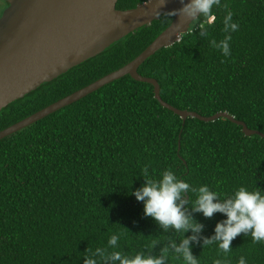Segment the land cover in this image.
<instances>
[{
    "label": "trees",
    "instance_id": "16d2710c",
    "mask_svg": "<svg viewBox=\"0 0 264 264\" xmlns=\"http://www.w3.org/2000/svg\"><path fill=\"white\" fill-rule=\"evenodd\" d=\"M143 1L118 0L116 8ZM223 4L239 25L231 33L230 56L210 46V40L225 36L226 9L214 8L217 18L205 35L191 25L138 72L155 78L161 98L176 108L204 116L227 112L264 133V0ZM165 14L2 108L0 130L134 59L170 24L172 16ZM203 22L200 17L197 25ZM145 165L156 175L171 168L193 187L208 184L222 195L240 186L264 192V137L246 135L240 124L223 117L183 121L155 99L152 84L129 75L115 79L0 140V264H84L97 247L159 256L171 241L178 244L180 235L146 216L143 202L130 194L145 183ZM185 199L203 225L191 245L200 264L215 259L238 264L241 256L247 264H264V243L243 233L227 256L215 244L204 246L226 217L219 212L205 217L192 211L195 196L186 192ZM116 233L119 247L108 248ZM153 240L159 242L149 248ZM169 255L165 264H183L171 257L170 247Z\"/></svg>",
    "mask_w": 264,
    "mask_h": 264
},
{
    "label": "water",
    "instance_id": "95a60500",
    "mask_svg": "<svg viewBox=\"0 0 264 264\" xmlns=\"http://www.w3.org/2000/svg\"><path fill=\"white\" fill-rule=\"evenodd\" d=\"M117 1L4 0L0 13V110L160 17L153 15L157 0L127 9L116 8ZM181 7V0H166L161 15ZM189 22L182 15L172 16L170 24L134 59L0 130V140L125 75L152 84L155 99L183 121L190 116L202 121L223 117L240 124L246 135L264 137L227 112L204 116L172 106L161 98L158 81L138 72L149 56L179 41L190 30Z\"/></svg>",
    "mask_w": 264,
    "mask_h": 264
},
{
    "label": "clouds",
    "instance_id": "9594fccd",
    "mask_svg": "<svg viewBox=\"0 0 264 264\" xmlns=\"http://www.w3.org/2000/svg\"><path fill=\"white\" fill-rule=\"evenodd\" d=\"M152 0H145L150 4ZM166 0H157L153 8V15L161 16L160 9ZM182 7L167 12L166 16L182 15L189 19V24L194 29L199 28L200 35H205L209 27L214 24L216 15L214 8L224 7L226 15L223 17L222 40H210V46L222 51L225 57L231 55V33L239 30V25L233 21V12L227 4L222 5V0H181ZM200 17L204 22L197 25ZM208 35V32H207ZM145 183L130 194L144 204V214L152 217L165 231L174 229L180 235V242H170L171 257L183 261V264H200V260L191 251L192 242L198 240V234L202 232L203 225L196 222L194 217L186 209L189 200L185 199V193L195 196L192 199V211L202 213L205 217H211L219 212L225 215V219L218 222L212 237L204 238V246L217 245L220 252L227 256L231 252V242L243 233L250 236L253 243H264V192L255 187L249 190L246 186L236 188L231 195L221 194L213 190L208 184L193 187L189 182L181 179L171 168L163 170L159 175L150 173L149 166L142 169ZM191 230V236H184ZM119 233L112 234L107 241L108 248L119 247ZM159 241L153 240L148 247L151 248ZM169 247L162 250L159 256L145 255L143 251L129 256L122 251H111L107 248L97 247L84 259V264H99L98 257L104 261H112V264H165L169 261ZM213 264H225V260L215 259ZM238 264H247L245 257L239 258Z\"/></svg>",
    "mask_w": 264,
    "mask_h": 264
},
{
    "label": "rangeland",
    "instance_id": "374dc122",
    "mask_svg": "<svg viewBox=\"0 0 264 264\" xmlns=\"http://www.w3.org/2000/svg\"><path fill=\"white\" fill-rule=\"evenodd\" d=\"M3 5H4V4H3ZM3 7H4V6H3ZM3 7H2V8H3ZM2 8H1V9H2ZM1 9H0V10H1Z\"/></svg>",
    "mask_w": 264,
    "mask_h": 264
}]
</instances>
